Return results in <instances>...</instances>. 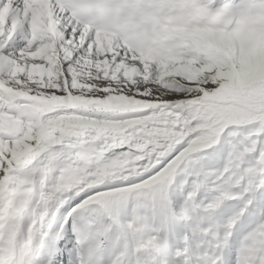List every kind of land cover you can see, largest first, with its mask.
Returning <instances> with one entry per match:
<instances>
[{"label": "snow or ice", "instance_id": "obj_1", "mask_svg": "<svg viewBox=\"0 0 264 264\" xmlns=\"http://www.w3.org/2000/svg\"><path fill=\"white\" fill-rule=\"evenodd\" d=\"M0 264H264V0H0Z\"/></svg>", "mask_w": 264, "mask_h": 264}]
</instances>
